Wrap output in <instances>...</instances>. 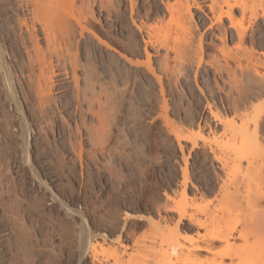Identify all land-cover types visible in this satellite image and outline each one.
I'll use <instances>...</instances> for the list:
<instances>
[{"label":"rangeland","instance_id":"obj_1","mask_svg":"<svg viewBox=\"0 0 264 264\" xmlns=\"http://www.w3.org/2000/svg\"><path fill=\"white\" fill-rule=\"evenodd\" d=\"M1 1L3 0H0V264H17L19 261V264H76L78 254L74 249V238L71 239V235L70 239H61L58 233L62 228L75 231L77 223L81 221L92 235L100 234L113 240L121 234L122 243L131 248L151 240L153 232H150V227L145 222L147 218L154 221L166 220L168 223L177 220L175 214L169 211L166 198H180L181 169L184 167L188 174L186 195L189 199H194L199 212L207 209L213 211L218 201L224 202L230 195L237 200L236 205L245 209L247 181L243 177L247 174L240 172L230 182V178H226V173L221 169V163L215 161L211 146L214 138L220 136L224 128L214 120L208 108L223 119L232 121L237 128L256 121L261 131L260 138L264 141V88L258 92L253 85L246 87L251 90L248 91L249 98L235 103L225 97L228 87L223 86L213 71L206 66L199 68L194 63L175 60L172 55L166 58L165 52L158 45L148 47L154 73L159 77L154 79L145 70L128 67L116 54L107 53L92 39H86L87 42L84 40L79 45L82 57H85L82 53L85 49L83 46H87L86 51L89 50V53L85 52L86 56L90 57L88 61L94 66L95 73L99 75L97 78L101 81L108 82L107 79L112 77L114 70L117 71L114 76L116 75V80L120 78L117 84L121 97L114 96L116 101L111 99V105L115 104V107L110 108L115 112L110 110L113 115L111 117L110 114L108 118L110 121L108 120L107 129L110 133L104 149L91 147L85 138L86 133L81 130L83 152L78 159L73 155L69 143L79 141L73 131L74 121H78L73 108L75 102L72 96H63L64 88L57 81L54 87L57 85L58 90L53 88L52 91L55 106L53 100L50 106L54 114L51 110L48 112L47 123L49 125L53 122L52 126H47L46 123L47 127L43 126L41 131L34 112L35 116L31 115L30 105L35 106L32 103L34 91L30 84L27 85L30 83L29 79L26 80L29 68L17 41L20 38L15 23L16 12L9 10L10 7ZM113 1L116 3L118 0ZM143 2L145 3L143 0L139 2L141 8ZM117 5L115 7L121 13L118 12L120 17L116 16L119 19L113 16L112 23L118 21L114 26L107 23L105 14L98 7L94 8L95 16L101 23L95 25L97 34L101 33L99 36L103 37L108 32L107 36L122 40V48L127 49L129 43H134L136 45L132 46L142 52L145 31L141 34L132 28L128 11L119 1ZM18 15L21 17L22 13L19 11ZM145 24L150 26L152 20ZM120 41L117 40L119 44ZM122 48L121 53L123 51L122 54H125L126 49ZM108 54L116 56L115 59L109 58ZM105 64L108 67L113 65L109 75L105 71ZM78 74L82 76V72ZM18 78L20 84H17ZM239 86L240 90L245 88ZM222 89L225 90L224 93ZM13 95L19 99L23 115L15 107ZM18 95L21 100L24 99V104ZM50 114H53V120H50ZM31 117L35 120L36 128ZM88 118L91 119L90 116L85 117L86 120ZM24 121L30 129L27 146L24 143ZM89 121L92 119L86 123L89 124ZM63 124H66V128L68 124L71 127L66 129ZM173 129L181 130L183 136L190 137L191 141L180 140L178 144L172 133ZM67 130L74 134L69 135ZM263 173L264 170L260 173L264 179ZM248 176L254 177L257 173L251 172ZM3 209L9 211L3 213ZM19 226H24V229L18 230ZM180 228L189 235L195 231L186 220L182 221ZM54 230L59 231V237ZM20 237L25 238L24 243L25 246L28 245V249L22 247L23 240L17 243ZM71 240L72 246L68 244ZM24 250L27 254H24ZM101 256L111 262L114 259L113 250L106 248ZM49 260L55 263H48Z\"/></svg>","mask_w":264,"mask_h":264},{"label":"bare ground","instance_id":"obj_2","mask_svg":"<svg viewBox=\"0 0 264 264\" xmlns=\"http://www.w3.org/2000/svg\"><path fill=\"white\" fill-rule=\"evenodd\" d=\"M118 1L128 11L132 28L141 34L143 31L146 33V38L142 39L144 45L142 52H139L136 46H132L134 43L127 41L129 44L126 46L127 49L124 47L125 54H122L121 44H124L121 43L122 40L117 39L120 41L119 44L117 40H114L115 38L107 36L108 32H105V35L102 34L103 37L99 36L101 33L98 35L96 32L95 25H101V23L95 16L94 8L98 7L99 11L105 14L107 23L110 22L109 25L114 26L118 24V21H114L113 24V16L117 19L118 12L121 13L117 5ZM118 1L116 3L113 0L1 1L10 7L9 10L16 12L15 23L19 30L17 31L19 36H17L20 38L17 41L20 43L21 51L25 55L23 57L26 58L29 68V73L28 68H25L27 69L25 72L29 74L25 78L29 79L30 83L27 85L30 84L31 90L33 88L34 91L32 103H35V106L30 105L31 115L34 112L38 120L37 126L41 131L53 123L50 122L48 125L47 121L49 113L54 112L50 106H52V100L54 102L53 88L58 87L57 85L54 87L56 81L60 87L64 88L63 96L73 97L75 107L74 105L72 107L78 117V121H74L75 130L73 131L79 141L69 143L76 158L80 159L83 152L80 141L81 130L86 133L85 136L88 138H85L88 139L91 147L104 149L110 133L107 129L108 120L110 121L108 118L110 114L112 117L114 111L110 107H115V104L111 105L113 101L111 99L114 98L116 101L119 96L121 97L119 94L121 90L117 84L120 78L116 80V75L114 76L116 70L113 73L111 71V80L101 81L97 78L99 75L95 73L94 66H91L88 61L90 57L85 53L87 51L89 53V50L86 51L87 46H83L85 49L83 48L82 53L85 54V59L82 57L79 45L86 39H92L107 53L116 54L128 67L145 70L154 79L158 76L154 73L152 56L148 50L158 45L165 52L166 58L172 55L175 60L191 62L190 64L194 63L199 68L206 66L213 71L214 76L220 79L223 86L228 87L226 93L223 89L221 92L235 103L249 98L248 91L251 90L247 89L248 86L253 85L258 92L264 88V0H143L145 3L143 2L142 8L139 4L140 0ZM114 4L119 9H116ZM19 11L22 13L21 17L18 15ZM149 20H152V24L146 26L145 22ZM110 57L115 59L116 56L110 55ZM110 67L107 66L105 70L108 75L111 74ZM5 68L8 72L6 66ZM79 72H82V76H79ZM13 74L16 75V73ZM19 79L17 84H20ZM239 85L247 87L246 90H243L245 88L240 90ZM217 87H219L218 84ZM13 100L15 107L23 115L19 99L13 95ZM23 100L20 98L24 104ZM208 109L214 120L224 128L222 134L214 138L211 153L215 161L221 163V169L226 173V178H230V182L240 172L244 171L247 174L243 177L247 181V196L244 199L247 208L236 205L237 200L235 201V197L230 195L225 201V198L221 199L224 202L218 201L213 211L207 209L199 212L194 199H189L186 195L188 174L184 167L181 169L180 198H166V205L169 211L175 214L177 220L174 223H168L165 222L166 220L154 221L147 218L145 222L150 227V232H153V237L139 246L136 245L135 248L124 245L120 239L121 234L113 240H108L100 234V236L92 235L83 221L77 223L76 230L73 232L69 228H62L60 232L57 230L61 239L69 238L71 235L72 238H70H74L73 241L76 242L74 249L76 248L78 254L76 264H264V179L260 174L264 170V141L260 138V128L256 121L251 125L246 124L237 128L232 121H227L213 113L210 108ZM53 114H50V120H53L51 118ZM86 116L92 119L89 124H87L88 120L91 119L86 120ZM32 120L34 124L35 120L33 118ZM34 125L36 128V124ZM63 125L66 128V124ZM67 126L71 127L69 124ZM29 130V125L24 121L26 146L30 135ZM172 133L178 144L180 140L191 141L190 137L183 136L181 130L173 129ZM193 145H195L194 140ZM251 172H256L257 176H248ZM4 209L3 213L6 212ZM13 216L12 220H14ZM184 220L195 229L193 234L189 235L181 230L180 225ZM14 221V223L17 222ZM21 227L19 226L18 230L24 229V226ZM54 231L57 234L56 230ZM20 238L17 243L23 240L22 247H26L25 250L28 249V245L25 246V238ZM73 241H68V244L70 245ZM22 247L20 250H23ZM106 248L113 250L114 259L111 262L101 256ZM25 250V253L23 251L21 253L27 254ZM15 252L18 251L15 250ZM201 253L206 255L202 256ZM47 262L49 263L50 260ZM19 263L20 261L17 264Z\"/></svg>","mask_w":264,"mask_h":264}]
</instances>
